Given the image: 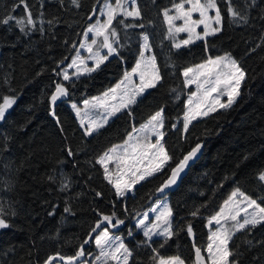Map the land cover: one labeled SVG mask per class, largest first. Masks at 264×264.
<instances>
[{
  "label": "trees",
  "instance_id": "trees-1",
  "mask_svg": "<svg viewBox=\"0 0 264 264\" xmlns=\"http://www.w3.org/2000/svg\"><path fill=\"white\" fill-rule=\"evenodd\" d=\"M103 1L79 0L80 6L76 7L71 0H26L34 25L0 23V97H16L0 120V205L7 225L18 214L13 185L15 143L40 118H47L52 124L71 162L73 178L88 195L87 211L76 223L70 242L56 240L40 247L37 235L44 226L42 218L34 229H24L31 254H23L10 264H45L49 256L57 253L59 256L51 264L65 262L61 257L74 256L80 245L89 240L90 233L93 239L84 244V257L95 254L94 237L103 227L124 234L130 227L133 229L134 235L125 241L132 252L128 264H154L157 252L160 256L177 254L187 264H193L195 248L205 250L208 217L218 211L233 190L239 189L264 206V181L259 179L264 172V21L257 13L260 0L254 3L231 0V6L246 20L234 19L224 0H217L222 15L221 30L179 49L168 36L163 9H171L181 0H137L141 18H126L124 24L144 27L121 24L115 45L117 53L95 71L65 81L62 70L71 61L85 29L96 19ZM17 4L19 0H0V20L8 15L25 19L23 5L13 11ZM143 33L149 37L163 80L156 88L147 89L130 109H123L104 127L86 135L70 102H81L106 91L124 77L125 71L133 69L140 56ZM224 54L231 55L246 73L239 95L230 107L217 108L192 121L185 132L182 115L193 86H185L183 69ZM56 84H63L68 94L53 105L50 97ZM161 107L166 132L163 143L172 159L161 172L135 185L133 193L118 196L97 160ZM198 143L202 154L190 165L179 185L159 194L157 189L171 169ZM68 149L73 153L71 156ZM166 195L173 212L174 235L167 241L164 237L149 240L136 229L134 219ZM113 213L114 220L123 221L118 228L105 222L96 233L91 232L102 215ZM188 225L192 233L187 232ZM7 228L20 231L19 227H4L0 232ZM229 249L234 253L230 260L237 264H264V222L235 232Z\"/></svg>",
  "mask_w": 264,
  "mask_h": 264
},
{
  "label": "snow or ice",
  "instance_id": "snow-or-ice-1",
  "mask_svg": "<svg viewBox=\"0 0 264 264\" xmlns=\"http://www.w3.org/2000/svg\"><path fill=\"white\" fill-rule=\"evenodd\" d=\"M71 2L76 7L80 6L79 0H71ZM224 2L228 5L227 11L234 19L238 17L241 20H246V17L241 16L231 6V0H224ZM252 2L254 3L255 0H252ZM20 5H23L26 10L25 19L17 20L16 17L8 15L7 18L0 20V23L8 24L10 21H15L21 26H24L25 23L34 25L35 21L31 16V12L27 11L28 5L26 0H19V4L14 6L13 11L15 7H19ZM129 5H131V8H129ZM185 5L188 6L186 7ZM172 10L175 11L174 15L169 14ZM210 11H214V15H209ZM95 14L96 9L94 8L93 15ZM99 14L105 17L103 22L97 20L84 33L85 41H88L89 33H93L94 37L89 43H82L80 45L81 48H87V52L90 54L88 59L94 61V66L88 68L85 65L84 58L77 51L76 57L67 66L69 69L76 68V72L73 73L74 75L81 74V65H85L84 70L88 73L95 71L110 55L117 52V49L113 47V43L111 42L112 37L118 38L116 28L113 26L114 20L121 17L117 22L124 24L125 18H141V11L137 5V0H114V2L113 0H105L103 8L99 10ZM194 14H198L199 18L193 19ZM163 16L168 24V36L170 39L175 40L176 35L181 32L188 34V39L175 43L174 47L177 49L182 45L192 43L193 37L196 39H206L210 35H215L221 30L222 26V15L217 0H181L180 3L173 4L171 9H163ZM177 20L182 21L180 26L174 23ZM124 26L144 27L143 24H124ZM200 26H203L202 34L196 32V29ZM143 41L140 60L137 61L132 73H125L124 79L104 92L102 96L92 97L91 100H84L83 109L76 105L72 106L76 111V115L80 117V124L84 127L86 135L91 136L93 132L104 127L109 118L116 113L123 109H130V105L136 102L137 96L143 94L146 89L156 88L163 80L159 67L156 64V57L154 55L145 56V51L150 48L147 34L143 36ZM93 46H96L97 50L95 52L93 51ZM101 49H107V54L101 56ZM137 73L139 74V84H135L133 81V75ZM182 74L186 87L195 85V91H192L188 95L186 101V111L183 120V130L185 132L188 131L190 123L198 117L207 116L210 112L216 111L217 107H230L234 98L239 95L241 82L246 77L244 69L229 54L216 56L215 58L210 56L198 65L185 67ZM63 79L65 81L71 79L67 69L63 72ZM129 85L132 86L129 87ZM67 94L68 89L63 84H56L55 92L51 95L50 101L54 105L59 98ZM223 96L227 97L226 103L221 102V97ZM0 100L3 101L0 103V120H3L6 111L15 103V98L2 96ZM98 109H102V113L97 112L96 110ZM90 112H95L100 118H91ZM52 115L55 116V113L53 112ZM164 122V108L161 107L149 117L146 123L141 124L138 129L133 127L122 144L113 145L98 158L97 163L103 166L104 176L114 187L118 196H125L135 185L161 172L172 159L164 143H162L165 136V132L163 131ZM153 137H155L154 142ZM200 148L201 145L198 143L184 155L176 167L171 169L172 175L169 180L158 188L157 191L163 192L170 184H174L179 172L183 171L188 161L196 155ZM67 151L69 156L73 154L71 149ZM110 163L115 166V177L109 169ZM259 179L264 181V172L260 174ZM237 195L243 197V201L247 202L246 206L241 207L240 204L242 202L234 200ZM253 206V211L249 212L248 209L253 208ZM65 211H69V209L66 208ZM152 211L157 212L155 220L149 221L148 213H145L143 219L138 221V226L143 228V234L149 240H151L153 235H158L164 237L165 241H167L174 235L171 223L172 209L168 204L163 203L158 205L157 208H153ZM192 215L195 216L196 212H193ZM114 216L115 213L112 215H102L99 222L91 229V232L96 233L105 222L113 228L123 223V221L117 218L114 224ZM213 221L218 227L207 237L208 242L204 252H202L200 247L195 248V264H237L235 260H230V257H233L234 253L229 249V241L235 232L245 230L249 226L255 227L264 222V206H261L256 200L236 189L224 201L219 211L208 221L210 226ZM4 227H7V224L4 219L3 206L0 205V228ZM187 232L192 233L191 225H188ZM91 239L93 237L90 233L89 240ZM89 240H85L80 245L79 250L74 256L61 257V259H66L68 264H75L80 257L85 255L84 244L89 243ZM94 242L99 249V254L95 257L98 264H109L110 261L112 264H128L129 258L132 256L131 250L121 237L111 235L109 227H103L95 235ZM153 251L155 252L156 250L154 249ZM57 256H59V253L56 256H49L45 264H51ZM154 259L157 261V264H185V261L178 255L164 257L160 256L157 252Z\"/></svg>",
  "mask_w": 264,
  "mask_h": 264
},
{
  "label": "rangeland",
  "instance_id": "rangeland-1",
  "mask_svg": "<svg viewBox=\"0 0 264 264\" xmlns=\"http://www.w3.org/2000/svg\"><path fill=\"white\" fill-rule=\"evenodd\" d=\"M104 3H105V0L102 2L100 9L103 8ZM185 6L187 7L188 5H185ZM129 8H131V5H129ZM257 13L264 21V0H260V4L257 8ZM169 14L174 15L175 11L172 10ZM209 15H214V11H210ZM198 18H199L198 14L193 15V19H198ZM104 19L105 17L101 16L98 11L96 19L87 26L84 33L87 31L88 27L92 24H95L97 20H100L101 22H103ZM124 23H126V21H124ZM165 23H166V28L168 31V24L166 21ZM174 23L177 26H180L182 24V21L177 20ZM113 26L116 28V31L119 34V29L120 30L122 29V25L118 23L117 20H114ZM196 32L202 34L203 26L198 27L196 29ZM84 33H83L81 42L76 52L72 56V59L76 57V53L77 51H79L80 55L85 60V65L88 68H91L94 66V61L88 59L90 54L87 52V48L86 47L81 48L80 45L82 43H85V44L89 43L91 39L94 37V34L89 33L88 41H85ZM145 34L146 33H143L141 36L142 48L144 44L143 36ZM185 39H188V34L181 32L176 35V39L173 40V42L175 44ZM194 40H197V39L193 37V41ZM111 42L113 43V47H115V45L118 43V38L112 37ZM96 50H97L96 46H93V51L95 52ZM116 53H113V54H116ZM106 54H107V49L100 50L101 56L106 55ZM149 55H154L151 50V47L147 51H145V56L147 57ZM224 55H221V56H224ZM215 57L216 56H214L213 58ZM138 60H140V56ZM71 61L68 64H70ZM68 64L63 68L62 76H63V72L66 69L71 78L78 77L83 74H88V72L84 70L85 65H81L80 66L81 74L74 75L73 73L76 72V68L73 67L69 69L67 68ZM193 66H190V67H193ZM135 67L136 65L134 66V68ZM132 70L133 69L125 71V73H132ZM122 79H124V77ZM122 79H120L110 88L114 87ZM133 81L135 84H139L140 81H139L138 73L133 75ZM131 86L132 85H129V87ZM192 86H193V91H195V85H192ZM104 92L98 95H95V96L88 97L86 99L91 100L92 97H100L102 96ZM239 92H240V88H239ZM141 95L137 96L136 99L139 98ZM11 97H14V96H11ZM14 98L16 100V97ZM236 98L237 96L234 98L233 103L236 100ZM83 101L81 102L74 101L70 103H71V106L76 105L77 107L83 109L84 108ZM221 102L226 103L227 97L226 96L221 97ZM73 110L76 114V111L74 108ZM96 111L102 113L103 110L98 109ZM90 116L93 119L100 118L96 115L95 112H90ZM114 116L110 117L109 120L113 118ZM77 118L80 121V117L77 116ZM183 120H184V114H183ZM146 122L147 120L143 122L142 124ZM140 125L135 126V128L138 129ZM163 131H164V128H163ZM152 139L154 142L155 137H153ZM163 142L164 140L162 141V143ZM122 143L123 142L117 143L115 145H119ZM109 169L113 173V176L115 177L116 170H115L114 164L110 163ZM13 185H14V195H15L14 197H15V201L18 207V214L16 218L12 220V222L9 224V226L7 225V227H11L14 229L16 227H19L20 231H14V230L7 228L8 230L0 232V264H10L17 257L23 254H31L32 248H31L30 243L28 242L27 233L24 231V229L26 228L34 229L37 223L42 218L44 219V226L42 230L40 231V233L37 235V243L40 247L50 241L57 240V241L70 242L72 240V236H73L76 223L78 222L79 219L83 217V215L87 211L88 195L84 187L82 186V184L73 178L71 174V162L67 158L65 152L62 150L60 143L52 129V124L47 118H40L35 124L30 126L25 132H23L16 140L15 148H14ZM234 191H236V189L233 190V192ZM128 193H133V189L130 190ZM234 200H236L237 202H242L240 204L241 207L246 206L247 202L243 201V197L237 195L234 198ZM163 203H166L170 206L168 195L157 199L152 205L149 206V208H146L145 210H143V212L137 218L134 219L136 229L143 233V228L138 226V221L143 219L145 213H148L149 221H154L157 215V212H153L152 209L157 208L158 205H161ZM223 203L221 204V206L223 205ZM257 203L259 202L257 201ZM66 208L69 209V211H65ZM253 209H254V206L253 208H249L248 211L252 212ZM215 214L209 216L207 219L208 236L213 231H215L218 227L214 221L211 226L208 223L211 217L214 216ZM113 223L114 224L116 223V220H114V218H113ZM171 223H172V231H173L174 224H173L172 217H171ZM121 224H118L114 229L118 228ZM109 231L112 236L121 237L125 244H126L125 242L126 239L134 235V231L133 229H131V227L127 230L125 234L124 233H113L111 232L110 229ZM129 233H131V235H129ZM155 237H161V236L153 235L151 240ZM207 242H206V245H207ZM206 245H205V248H206ZM98 254H99V249L97 248L95 254H88L85 257L83 256L81 257L82 260H80L79 262L75 264H98V262L95 260V257ZM170 256H177V254L170 255ZM164 257H169V256H164ZM129 262H130V258H129ZM56 264H67V263L62 261ZM109 264H112V262L110 261ZM154 264H157V261ZM185 264L187 263L185 262Z\"/></svg>",
  "mask_w": 264,
  "mask_h": 264
},
{
  "label": "water",
  "instance_id": "water-1",
  "mask_svg": "<svg viewBox=\"0 0 264 264\" xmlns=\"http://www.w3.org/2000/svg\"><path fill=\"white\" fill-rule=\"evenodd\" d=\"M62 99V97L61 98H59L57 101H59V100H61ZM188 153V152H187ZM186 153V154H187ZM185 154V155H186ZM201 154H202V146H201V148H200V150L196 153V155L191 159V160H189L188 161V163H187V165L184 167V169H183V171H181V172H179V175L176 177V182L174 183V184H170L167 188H165L163 191H165V190H170V189H174L175 187H177L178 185H179V183L181 182V180H182V178L186 175V173L188 172V169H189V167H190V165L191 164H193L200 156H201ZM176 167V166H175ZM174 167V168H175ZM171 175H172V173L170 172V174H169V176L167 177V179L164 181V183L166 182V181H168L169 180V178L171 177ZM163 183V184H164ZM162 184V185H163ZM158 193L159 194H161L162 192H159L158 191ZM201 250H202V252H204V250L201 248ZM80 260H82V258L80 257L79 259H78V261H76V263L77 262H79ZM65 261V263H67L68 264V261L67 260H64ZM193 264H195V259H194V263Z\"/></svg>",
  "mask_w": 264,
  "mask_h": 264
}]
</instances>
